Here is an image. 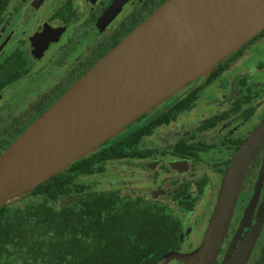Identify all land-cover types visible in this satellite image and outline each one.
I'll return each instance as SVG.
<instances>
[{
	"label": "flooded vegetation",
	"instance_id": "flooded-vegetation-1",
	"mask_svg": "<svg viewBox=\"0 0 264 264\" xmlns=\"http://www.w3.org/2000/svg\"><path fill=\"white\" fill-rule=\"evenodd\" d=\"M114 1L0 0V144L7 137H18L166 0H124L112 17L104 19ZM217 65L223 68L213 79L209 80L207 75L189 82L128 124L124 129H131L124 135H131L149 126L154 118L168 114V118L158 125H150L128 147L132 156L108 159L101 164L103 172L96 174H104L105 163L129 160L130 181L134 183L136 170H141L142 178L136 180L141 179L142 191L150 193L139 194L136 192L139 188H133L130 195L120 196L142 198L172 210L179 217L176 248L163 259L179 250L192 233L193 227L187 225L191 213L198 209L207 212L212 202L210 218L233 154L264 122L261 119L249 129L245 127L264 105V29ZM61 89L65 91L58 95ZM189 95L192 100L187 107L176 108ZM189 121L195 126L186 127ZM110 139L99 147L115 143L108 144ZM263 146L264 141L248 162L228 231L214 264L221 261L247 192L251 198L260 182L253 210L257 206L264 182V175L261 177ZM163 185L167 188L163 189ZM263 248L264 241L254 264L263 257Z\"/></svg>",
	"mask_w": 264,
	"mask_h": 264
},
{
	"label": "water",
	"instance_id": "water-1",
	"mask_svg": "<svg viewBox=\"0 0 264 264\" xmlns=\"http://www.w3.org/2000/svg\"><path fill=\"white\" fill-rule=\"evenodd\" d=\"M123 1L115 0L104 19ZM263 29L264 0H166L0 154V207L90 153L189 82L206 77ZM263 141L264 122L233 154L188 264L216 262L248 162ZM221 264H229L228 257Z\"/></svg>",
	"mask_w": 264,
	"mask_h": 264
},
{
	"label": "trees",
	"instance_id": "trees-1",
	"mask_svg": "<svg viewBox=\"0 0 264 264\" xmlns=\"http://www.w3.org/2000/svg\"><path fill=\"white\" fill-rule=\"evenodd\" d=\"M222 66L215 65V71L207 74L209 80ZM191 100L189 95L176 108H186ZM165 118L168 114L154 118L150 125ZM150 125L108 147L95 148L1 206L0 264H159L176 248L179 217L142 198L91 190L76 181L79 176L103 172L101 164L108 159L132 156L128 147ZM16 138L3 140L0 151ZM28 194L35 199L23 202ZM57 200L60 203L55 206ZM257 264H264V255Z\"/></svg>",
	"mask_w": 264,
	"mask_h": 264
},
{
	"label": "rangeland",
	"instance_id": "rangeland-1",
	"mask_svg": "<svg viewBox=\"0 0 264 264\" xmlns=\"http://www.w3.org/2000/svg\"><path fill=\"white\" fill-rule=\"evenodd\" d=\"M263 98L264 96L262 99ZM190 114L191 113H189V115ZM261 119H264V105H261V108L256 112L255 117L247 122L245 125L246 129H249V126ZM189 122L190 123H188L186 127L192 128L195 126V123L191 121ZM237 122L238 121H236V123ZM230 126L231 125L228 127ZM130 129L131 128L128 127L121 130L120 133L112 136L109 140L110 142L107 143L110 144L115 142V140L123 136L125 132L129 131ZM142 140L143 139H141V142ZM166 156L168 155L166 154ZM129 166V160L105 163L104 174H95L93 176L87 177L79 176L76 181L86 183L90 186L91 190H118L121 196L130 195L133 188H139L136 191L139 194L150 193L147 190L142 191L141 188L143 187L144 182L141 179L136 180L139 177L142 178L141 170H136V179L134 183L130 181L132 172L130 171ZM255 182L256 181L254 180V183ZM133 184H135V186ZM260 187L261 186L259 184L257 187L258 190L252 194L253 197L251 196V198H249L250 194L247 192V196H245L239 213L233 223L232 232L229 236L228 243L226 245L225 251L223 252L221 261L218 264H221L225 257H228L229 264H254L255 260L258 258L261 246L263 245L264 241V182L257 206L255 210H253V208L254 203L256 202L255 198L258 197ZM166 188V185H163V189ZM162 196L163 193L159 198L162 199ZM32 199L35 198H32L31 195L28 194L27 196L23 197L22 201L26 202ZM59 203L60 201L58 200L54 202L55 206L59 205ZM211 204L212 202H210L209 210L207 212H203L201 209H198L187 217V225L193 227L192 233L186 238L179 250L172 252L169 256L163 259L160 264H188L189 259L194 254L203 238L207 223L209 224V220L207 222V219H210L209 213L211 210ZM250 204L253 206L251 209V214L248 208ZM235 234H238V236L235 237Z\"/></svg>",
	"mask_w": 264,
	"mask_h": 264
}]
</instances>
